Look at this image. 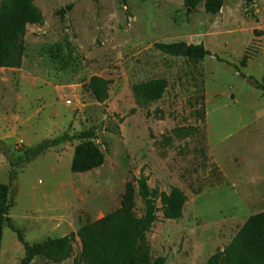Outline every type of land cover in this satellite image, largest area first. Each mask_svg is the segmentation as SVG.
<instances>
[{
    "label": "rangeland",
    "instance_id": "374dc122",
    "mask_svg": "<svg viewBox=\"0 0 264 264\" xmlns=\"http://www.w3.org/2000/svg\"><path fill=\"white\" fill-rule=\"evenodd\" d=\"M206 1L188 10L183 0H35L43 24L27 26L21 63L0 68V184L26 150L69 139L14 168L9 217L26 242L77 233L119 210L142 173L150 188L187 197L181 219L157 214L147 234L152 261L206 264L264 212V91L247 79L264 83V0H224L217 14ZM159 43L203 44L211 54L190 61ZM92 77L110 81L105 102L87 90ZM156 79L168 83L161 100L136 94ZM88 130L105 163L73 173L78 136ZM135 201L141 217L137 192ZM73 248L62 264L80 259L79 238ZM23 256L6 225L0 264Z\"/></svg>",
    "mask_w": 264,
    "mask_h": 264
},
{
    "label": "trees",
    "instance_id": "16d2710c",
    "mask_svg": "<svg viewBox=\"0 0 264 264\" xmlns=\"http://www.w3.org/2000/svg\"><path fill=\"white\" fill-rule=\"evenodd\" d=\"M35 0H0V68H14L19 65L25 53V37L28 25L43 24V15L34 4ZM189 10L196 9L201 0H183ZM250 6L251 0H247ZM224 0H207L205 9L208 13L217 14L222 9ZM68 7L60 12L63 15ZM156 48L170 56H186L190 61H202L211 53L203 44L189 45L185 50L178 43H159ZM245 56L241 66L246 67ZM218 61L223 62L221 58ZM242 77L246 78V76ZM253 85L264 91V83L254 78H247ZM110 81L92 77L87 90L99 102L108 99ZM168 83L162 79L152 80L135 88L136 94L147 101L156 102L163 98ZM185 128L175 130L177 135L184 133ZM67 136L56 139L50 146L45 145L35 150H26L12 163L9 183L0 184V251L2 248L3 230L7 225L23 245L24 256L19 264H33L37 259L51 264H62L73 255V243L79 238L82 253L75 264H166V257L152 261L147 234L158 221L157 214L162 212L166 220H179L187 203V197L179 188L169 193L157 188H150L148 176L141 174L134 182L126 186L121 208L106 215L99 221L89 223L77 233L61 238H48L42 243L29 244L21 230L17 229L9 217L13 208L12 180L14 168L30 162L49 147L57 146ZM80 143L76 146L71 171L88 173L102 167L105 155L96 144L95 130H88L78 136ZM136 192L144 205V214L136 215ZM160 202L161 207H158ZM206 264H264V212L251 216L240 228L233 240L222 250L213 254Z\"/></svg>",
    "mask_w": 264,
    "mask_h": 264
},
{
    "label": "water",
    "instance_id": "95a60500",
    "mask_svg": "<svg viewBox=\"0 0 264 264\" xmlns=\"http://www.w3.org/2000/svg\"><path fill=\"white\" fill-rule=\"evenodd\" d=\"M189 10V9H188Z\"/></svg>",
    "mask_w": 264,
    "mask_h": 264
}]
</instances>
